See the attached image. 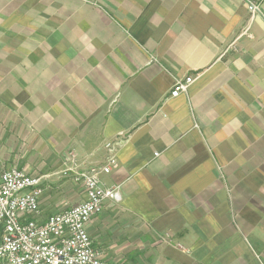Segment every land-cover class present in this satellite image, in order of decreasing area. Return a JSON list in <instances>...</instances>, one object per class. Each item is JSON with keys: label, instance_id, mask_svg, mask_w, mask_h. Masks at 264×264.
<instances>
[{"label": "crops", "instance_id": "1", "mask_svg": "<svg viewBox=\"0 0 264 264\" xmlns=\"http://www.w3.org/2000/svg\"><path fill=\"white\" fill-rule=\"evenodd\" d=\"M254 1L251 18L246 0H0V172L38 176L45 160L53 175L70 152L78 169L99 166L110 142L102 181L120 200L87 225L104 260L264 264ZM51 192L38 222L84 200Z\"/></svg>", "mask_w": 264, "mask_h": 264}, {"label": "built area", "instance_id": "2", "mask_svg": "<svg viewBox=\"0 0 264 264\" xmlns=\"http://www.w3.org/2000/svg\"><path fill=\"white\" fill-rule=\"evenodd\" d=\"M250 17L261 14L258 3L246 0ZM188 76L177 80L170 91L176 98L193 83ZM106 161L87 169H78L74 153L63 161V177L80 181L84 200L38 222L39 198L44 179L19 168L0 172V264H118L104 260L87 233L89 222L103 210L106 201H119L117 187L102 181L117 166L112 143L105 144Z\"/></svg>", "mask_w": 264, "mask_h": 264}, {"label": "rangeland", "instance_id": "3", "mask_svg": "<svg viewBox=\"0 0 264 264\" xmlns=\"http://www.w3.org/2000/svg\"><path fill=\"white\" fill-rule=\"evenodd\" d=\"M42 160H44V158ZM44 161L41 162L39 160L36 165V170H38L37 174H39L38 176H41L44 179L43 191H46V192L52 191L51 193L54 192L57 195L64 197V193H62L61 190L62 189L64 190L67 188L71 198L78 199L79 197H81V195L83 194L82 193L83 188H82L80 181H76L74 177H71V176L63 177L58 172L54 173L53 175L46 176L48 172L50 174L51 170H47V166L45 165ZM14 167L16 168V166ZM9 168H13V167H8L7 169ZM146 256H143V258H140L141 260H139V262L141 264L151 263V257H146ZM133 263L137 264L138 262L134 260Z\"/></svg>", "mask_w": 264, "mask_h": 264}, {"label": "bare ground", "instance_id": "4", "mask_svg": "<svg viewBox=\"0 0 264 264\" xmlns=\"http://www.w3.org/2000/svg\"><path fill=\"white\" fill-rule=\"evenodd\" d=\"M0 253H2V246H0Z\"/></svg>", "mask_w": 264, "mask_h": 264}]
</instances>
